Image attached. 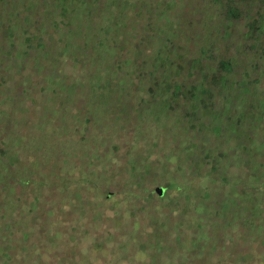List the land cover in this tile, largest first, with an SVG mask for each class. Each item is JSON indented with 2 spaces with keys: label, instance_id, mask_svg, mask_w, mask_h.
<instances>
[{
  "label": "trees",
  "instance_id": "1",
  "mask_svg": "<svg viewBox=\"0 0 264 264\" xmlns=\"http://www.w3.org/2000/svg\"><path fill=\"white\" fill-rule=\"evenodd\" d=\"M199 3L194 8L193 0H47L46 7L41 8L0 0L3 25L0 28V107L12 108L15 112L23 107L24 101L35 104L46 91L71 96L73 86L83 94H90L91 90V94L98 95L110 94L116 86L139 82L145 87L140 102L159 103L156 109L167 116L175 113L172 116L175 117L176 111L178 116L183 112L188 120L183 124L190 131H194L195 124L215 123L224 116V132L214 126L219 133L217 138L224 134L228 136L226 141L234 138L235 144L208 145L210 137L203 156L199 153L196 168L209 170L196 171L202 178V186L191 201L198 215L193 233L197 236L194 235L186 252L195 264H248L250 257L246 250L249 248L245 245L240 249L242 239L248 236L253 242L264 231V164L255 160L264 159V135L262 140H254L258 129L264 131V0H200ZM185 9H188L187 17L208 14L209 18L213 12L214 25L222 28L216 31V39L231 38L236 28L234 22L226 21L221 14L243 19L246 28V32L235 30L237 42L230 48L233 54L225 48V54L212 61L214 66L207 65L208 72L198 67L203 78H197L195 83L181 77L191 75V68L200 66L201 61V58L188 59L192 41L188 35L190 26L174 17ZM22 20L24 26L20 24ZM200 24L194 23L200 31L195 39L197 49L202 31L208 30ZM8 55L15 58L10 59ZM202 55L206 57L208 51L204 50ZM28 66L30 73L23 74ZM239 105L240 114L235 116L233 110L237 107L239 111ZM3 108L1 115L5 113ZM55 109L49 111L53 119L46 120L52 124L62 120V125L51 133L53 152L57 154L59 144L63 141L68 144L71 130L67 128L65 116ZM99 121L100 118H95L94 127ZM9 124L17 125L18 121L13 124L9 121ZM45 126L46 123L39 126L40 138ZM74 126L80 137L78 144L82 145L88 140L85 120L78 119ZM4 133L0 129V240L11 245L22 236L29 238L33 231L31 223L29 226L19 223L24 208L17 192L25 185L35 187L31 189L35 191L36 181L29 178L35 173L24 176L19 172L17 165L21 158L17 151L27 142L32 143L36 134L21 135L13 144H8ZM94 141L100 142L98 138ZM43 152L38 148L31 155ZM138 174L131 176L134 191L141 190L142 178ZM163 189L160 196L167 191ZM32 207L30 204V211ZM207 226L211 227L202 229ZM219 227L232 229L222 235ZM11 247L10 250H15Z\"/></svg>",
  "mask_w": 264,
  "mask_h": 264
},
{
  "label": "rangeland",
  "instance_id": "2",
  "mask_svg": "<svg viewBox=\"0 0 264 264\" xmlns=\"http://www.w3.org/2000/svg\"><path fill=\"white\" fill-rule=\"evenodd\" d=\"M12 1L18 5L33 4L41 8L47 5V0ZM193 1L194 8L202 3H199L200 0ZM186 11L188 13L185 9L174 17L190 26L188 35L192 41L188 59L201 58V61L200 66L191 68V75L181 77L192 79L195 83L197 78H203L199 69L208 72L207 65L214 66L212 61L224 55L225 48L233 54L230 48L237 42L235 30L246 32V28L243 19L235 20L221 14L226 21L234 22L237 29L232 27L234 33L231 32V38L216 39V31L222 28L214 25L213 12L208 18V14L187 17ZM195 22L201 23L199 26L202 28H208L207 32L202 31L198 49L195 47L198 40L195 39L200 31L196 30ZM20 24L24 26V20ZM2 26L0 15V28ZM204 50L208 51L206 61L202 55ZM30 70L28 66L23 74L30 73ZM70 90L74 92L70 91L71 96H57L46 91L35 104L24 101L23 107L15 112L12 108L0 107V129L5 130L8 144H13L21 135L36 134L32 138L34 142H27L17 151L21 159L19 166L16 165L24 176L35 173L29 178L36 181L37 186L35 191H31L35 187L25 185L17 192L24 208L19 223L22 226L31 223L33 231L29 238L22 236L11 245L6 242V246L0 240V264H195L186 252L194 235L197 236L193 233L196 232L194 221L198 215L191 201L193 194L202 186L201 174L196 175V171L209 170L208 167L204 170L196 168L197 158L199 153L203 156L210 137L208 145L220 143L224 147L234 146V138L226 141L228 136L224 134L217 138L219 133L214 126L224 132L226 118L223 116L215 123L195 124L194 131H190L185 125L188 120L183 112L178 116L176 111V116L172 117L175 113L167 116L156 109L159 103L149 100L143 105L140 101L145 87L139 82L116 86L110 94L94 95L91 90L90 94H83L74 86ZM54 107L55 112L61 111V115L65 116L67 128L71 130L68 144L65 141L59 144L57 154L53 152L51 133L62 125V120L54 124L47 121L53 119L49 111ZM2 108L6 113L2 115H7L5 118L1 115ZM240 108L239 105V111L237 107L233 110L235 116H239ZM95 118H100V121L94 127ZM78 119L85 120L84 132H87L89 140L83 141L82 145L78 144L80 137L74 126ZM15 120L17 125L13 124ZM44 123V135L40 138L39 126ZM210 124H213L212 127H209ZM263 135L264 131L258 129L254 140H262ZM94 138L100 142L94 143ZM236 144L239 142L236 141ZM38 148L43 149V154L35 153L32 157V152ZM260 158H256V162L264 164V159ZM137 174L142 178L140 191H134L136 187L131 178ZM158 188L167 191L160 196ZM186 193L190 196H182ZM30 204L33 205L31 211ZM231 229L219 227L218 232L223 235ZM261 233L253 242L248 236L242 239L240 249L245 245L249 248L246 250L247 257H250L248 264H264V231ZM10 246L15 250H10ZM259 250L263 251L262 258Z\"/></svg>",
  "mask_w": 264,
  "mask_h": 264
},
{
  "label": "water",
  "instance_id": "3",
  "mask_svg": "<svg viewBox=\"0 0 264 264\" xmlns=\"http://www.w3.org/2000/svg\"><path fill=\"white\" fill-rule=\"evenodd\" d=\"M163 191H164L163 188H158V189H157V192H158L159 195H162V194H163Z\"/></svg>",
  "mask_w": 264,
  "mask_h": 264
}]
</instances>
